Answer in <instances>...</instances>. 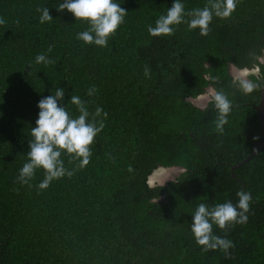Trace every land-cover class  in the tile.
I'll use <instances>...</instances> for the list:
<instances>
[{
    "label": "trees",
    "instance_id": "trees-1",
    "mask_svg": "<svg viewBox=\"0 0 264 264\" xmlns=\"http://www.w3.org/2000/svg\"><path fill=\"white\" fill-rule=\"evenodd\" d=\"M63 2L0 0L6 21L0 25V264H264L260 91L234 88L228 68L259 64L264 74L257 59L264 52V0H238L226 19L213 15L207 36L181 23L159 37L147 28L173 0H114L128 13L106 47L77 39L88 24L57 12ZM181 3L188 12L208 0ZM44 7L53 19L41 24L37 9ZM40 54L52 63H36ZM210 86L232 102L222 133L211 104L202 110L185 100ZM57 87L72 117L79 112L71 96L86 102L89 121L97 107L108 115L96 117L105 126L90 145L89 164L79 169L62 155L74 174L41 190L43 169L27 184L18 176L37 104ZM91 87L97 91L88 95ZM158 167L180 171L173 183L150 191L146 179ZM238 190L252 197L247 222L226 230L213 225V234L234 247L227 258L219 249L201 251L190 231L194 210L202 202L236 204Z\"/></svg>",
    "mask_w": 264,
    "mask_h": 264
},
{
    "label": "clouds",
    "instance_id": "clouds-1",
    "mask_svg": "<svg viewBox=\"0 0 264 264\" xmlns=\"http://www.w3.org/2000/svg\"><path fill=\"white\" fill-rule=\"evenodd\" d=\"M237 2L238 0H208L202 9L196 8L185 12V6L181 0H173L166 15H160L155 21V26H149L147 31L152 37L170 36L174 34V26L185 23L190 31L199 29L201 36H207L213 15L220 19L229 18L235 11ZM65 10L72 14L75 21L88 24L87 30L77 34V39L100 47L107 46L109 38L115 35L128 13L114 0H64L56 11L64 12ZM37 11L41 12L39 17L41 24L53 19L47 7L38 8ZM5 23L6 21L0 18V25ZM51 51L52 48L49 47L48 52ZM257 59L260 63H264V59L259 57ZM36 63L48 64L52 61L40 54L36 56ZM228 68L232 86L241 93L248 95L254 91H264L261 83L249 79L254 76L257 80H261L264 77L259 64H254L251 68H241L229 63ZM144 75L146 78L150 77V69L147 66L144 68ZM211 79L216 80L217 78L211 77ZM96 91L95 87H91L87 94L93 95ZM64 95V89L57 87L54 95L40 99L37 104L38 118L35 127L31 128L32 139L28 141L27 162L19 170L18 180L23 184H27L33 178L37 169L44 171V179L38 185L41 190L48 188L53 180L65 176L71 177L74 173L64 166L62 155L68 156L69 163L75 164V167L79 169H83L90 162L92 155L90 145L105 126L103 119L97 120L96 117L102 114L104 118H107L108 114L102 108L97 107L89 121L90 113L86 102L78 96H71L70 102L79 112V115L74 118L61 103ZM185 100L202 110L211 104L217 113L215 130L218 133L223 132V125L228 122L227 117L232 109V102L223 91L210 86L195 98L189 96ZM129 171L132 169L129 168ZM168 181L173 183L172 175L165 174V170L159 168L147 177L146 186L150 191L160 189ZM236 196L238 197L236 204L228 201L209 207L202 202L194 210L191 216L190 231L201 251L219 249L225 253L227 258L229 249L234 247L231 240L213 234V225L226 230L234 225L247 222L246 213L249 211L252 200L251 194L245 190H238ZM158 198L157 196L154 199L155 203Z\"/></svg>",
    "mask_w": 264,
    "mask_h": 264
},
{
    "label": "water",
    "instance_id": "water-1",
    "mask_svg": "<svg viewBox=\"0 0 264 264\" xmlns=\"http://www.w3.org/2000/svg\"><path fill=\"white\" fill-rule=\"evenodd\" d=\"M262 87H264V83L262 84ZM255 112H256V115L259 121V126H260V131H261L260 144H262L264 141V91H260L258 102L255 105ZM246 159L247 157L242 162H244ZM237 165L238 164H235L231 166V168L236 167Z\"/></svg>",
    "mask_w": 264,
    "mask_h": 264
},
{
    "label": "rangeland",
    "instance_id": "rangeland-1",
    "mask_svg": "<svg viewBox=\"0 0 264 264\" xmlns=\"http://www.w3.org/2000/svg\"><path fill=\"white\" fill-rule=\"evenodd\" d=\"M262 59H264V52L262 53V56L260 57ZM208 88V87H207ZM206 88V89H207ZM205 89V90H206ZM204 90V91H205ZM198 96V95H197ZM159 168H162V167H159ZM159 168H156L155 170H158ZM177 169H174L175 171L173 172L171 168H163L165 170V174H171L172 176L173 175H176L179 171H180V168L176 167ZM155 170H153L151 173H153ZM173 178V177H172Z\"/></svg>",
    "mask_w": 264,
    "mask_h": 264
}]
</instances>
